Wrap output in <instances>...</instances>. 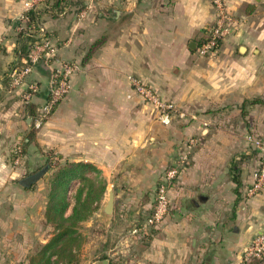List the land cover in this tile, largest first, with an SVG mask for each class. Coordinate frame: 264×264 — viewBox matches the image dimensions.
Here are the masks:
<instances>
[{
    "label": "crops",
    "instance_id": "1",
    "mask_svg": "<svg viewBox=\"0 0 264 264\" xmlns=\"http://www.w3.org/2000/svg\"><path fill=\"white\" fill-rule=\"evenodd\" d=\"M226 3L239 22L211 56L196 50L213 21L210 0H66L56 6L60 13L40 12L58 61H72L76 70L70 91L34 129L31 145L49 150L58 161H89L100 169L104 194L113 192L114 212L146 207L169 162L177 161L170 210L143 246L148 264H241L254 233L264 230V189L244 197L259 157L238 161L235 177L227 159L209 153L216 141L208 133L209 118L201 116L224 98L264 95V0ZM23 10L24 0H0L3 68L17 59L15 22L23 21ZM32 71L44 89L47 65L37 63ZM131 77L175 103L169 121L132 89ZM43 93L30 99L34 112ZM23 108L19 104L4 113L1 145V140H20L18 131L33 125L29 112L26 125L22 122L20 115L28 111ZM255 123L264 133V119ZM13 189L24 193L21 187ZM104 194L99 210L108 197ZM25 204L32 211L39 203ZM8 210L0 218L5 236L13 222L21 223L7 220ZM150 216L144 226L151 224Z\"/></svg>",
    "mask_w": 264,
    "mask_h": 264
},
{
    "label": "rangeland",
    "instance_id": "2",
    "mask_svg": "<svg viewBox=\"0 0 264 264\" xmlns=\"http://www.w3.org/2000/svg\"><path fill=\"white\" fill-rule=\"evenodd\" d=\"M15 23L20 24V20ZM23 35V37L20 35L19 39L20 43L25 45L27 41L25 37L31 38V36L25 32ZM5 48L3 41L0 40V122H5L6 114L4 113L8 108H14L20 104L24 107L23 109L28 110L31 103L25 97V94L30 91L29 88L12 82L11 71L14 67H20L22 60L17 58L13 62H9L8 67L1 66ZM239 68L240 66H235L236 70ZM31 73L33 71L26 76L28 82L36 79ZM42 83L44 84V81ZM259 97L264 98V95L244 99L227 97L223 101L213 104L215 107L211 108L207 114L201 115L209 118L208 133L216 141L209 145V153L227 159V170L235 177L239 174L237 171L239 169L238 161L259 155L258 148L249 141L247 135L253 133L264 139V133L257 129L255 123L257 120L264 119V102H250ZM167 100L175 106L172 100ZM27 113L28 111H24V114L20 115L25 125ZM35 128L30 124L25 126L24 130L18 131L22 134L18 141L1 140L0 218L5 216V212L11 208L7 212V220L11 218L21 223L13 222L8 229V235L5 236L0 221V264H29V256L39 250L54 231L52 223L45 217V210L54 172L65 161L53 158V154L49 150L31 145ZM26 136L29 138L28 140H25ZM194 143L195 145L192 144L193 148L199 144V141L196 140ZM178 150L179 147L171 154V159L175 158ZM169 163L172 164V162ZM44 165H48L46 172L31 185L24 186L20 183V179ZM13 187L23 188L24 193H16ZM72 193H69L71 203L67 213L72 205ZM107 195L108 193L104 194L105 198ZM150 198L148 205L141 211L122 209L114 212L112 209L106 213L102 208L97 209L99 208L98 202L90 217L77 225L80 237L79 241H74L72 246L76 247V243H79V246L75 252V259L70 264H148L144 259L143 246L147 242L149 233L156 229L154 227L157 224L148 223L147 226H144V220L151 215L153 210L154 192L152 195L150 194ZM28 201H36L39 204L30 211L25 204ZM17 202H19V206H17ZM21 207L26 211H21ZM15 209L19 210V215L12 216L11 213ZM25 221L28 223L26 224Z\"/></svg>",
    "mask_w": 264,
    "mask_h": 264
},
{
    "label": "built area",
    "instance_id": "3",
    "mask_svg": "<svg viewBox=\"0 0 264 264\" xmlns=\"http://www.w3.org/2000/svg\"><path fill=\"white\" fill-rule=\"evenodd\" d=\"M210 1L214 13L213 21L206 28L205 38L196 46V50L201 56L215 54L224 38L239 22L235 14L228 8L226 0ZM46 6V0H24V10L20 18L23 21L28 20V16L25 13L27 10L32 9L33 11L41 12ZM61 11V8L52 7V12L60 13ZM23 28L25 34L33 36L34 40L26 56L22 57L23 65L11 71L12 82L20 86H27L30 91L25 94V97L30 100L39 90V84L35 80H29L28 82L26 79L27 74L32 71L35 64L40 62L46 64L49 69L43 99L38 103L33 115V125L38 128L70 91L71 77L76 70V65L72 61H58L56 47L50 43L46 28L42 22L38 21L32 29ZM130 80L132 89L145 102L151 103L159 109V115L164 122L169 121L171 112L175 108L173 104L162 98L155 89L141 79L131 77ZM247 138L258 148L259 159L258 167L254 172L251 183L245 189L244 197L253 196L264 189V139L257 137L253 133L248 134ZM181 154V158H185V155ZM176 163L177 161L167 168L162 180L157 184L155 202L149 218L150 223H158L170 210L169 189L179 170L178 166L175 165ZM240 263L264 264V230L254 233L243 250Z\"/></svg>",
    "mask_w": 264,
    "mask_h": 264
},
{
    "label": "trees",
    "instance_id": "4",
    "mask_svg": "<svg viewBox=\"0 0 264 264\" xmlns=\"http://www.w3.org/2000/svg\"><path fill=\"white\" fill-rule=\"evenodd\" d=\"M62 1L66 0H46L47 6L44 10L52 12V7L59 5ZM25 13L28 16V20H24L17 25L18 29L16 33L17 43L15 52L17 58L21 60L22 57L26 56L34 40V37L29 35L31 38L25 37L27 40L25 45L20 43L19 36H24L23 27L32 29L36 23L40 21V12L29 9ZM22 65L23 61L19 66ZM43 92L44 89L39 88L36 93ZM250 102H263V99L255 98ZM28 112L31 116L35 113L34 104L32 102L29 105ZM175 161L176 160L173 162ZM47 168L48 165L42 166L35 172L20 179V183L24 186L31 185L46 172ZM162 178L158 179L155 190ZM75 181L78 182V185L72 193V187ZM105 190L106 179L101 175L100 169L91 162L83 160L65 161L64 164L60 165L54 172L51 180L48 202L45 210V217L47 221L52 223L54 231L51 237L42 244L39 250L29 256V264H70V262L75 259V252L79 246V243H76V247L72 246L73 242L76 240L79 241L80 237V233L77 231V225L79 222L90 217L96 209ZM69 193H72V205L70 211L67 213L69 204L71 203Z\"/></svg>",
    "mask_w": 264,
    "mask_h": 264
},
{
    "label": "water",
    "instance_id": "5",
    "mask_svg": "<svg viewBox=\"0 0 264 264\" xmlns=\"http://www.w3.org/2000/svg\"><path fill=\"white\" fill-rule=\"evenodd\" d=\"M113 205H114V197H113V192L110 190L108 191V197L103 206V211L109 213L113 209Z\"/></svg>",
    "mask_w": 264,
    "mask_h": 264
}]
</instances>
